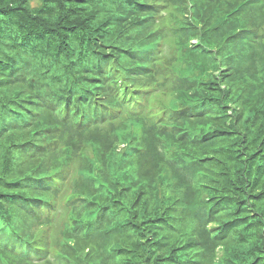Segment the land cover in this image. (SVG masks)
Instances as JSON below:
<instances>
[{
    "label": "trees",
    "instance_id": "obj_1",
    "mask_svg": "<svg viewBox=\"0 0 264 264\" xmlns=\"http://www.w3.org/2000/svg\"><path fill=\"white\" fill-rule=\"evenodd\" d=\"M0 264H264V0H0Z\"/></svg>",
    "mask_w": 264,
    "mask_h": 264
}]
</instances>
